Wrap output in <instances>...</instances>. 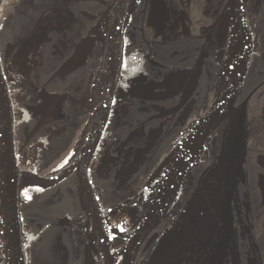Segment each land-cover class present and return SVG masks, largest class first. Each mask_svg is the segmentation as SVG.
<instances>
[{
	"label": "flooded vegetation",
	"instance_id": "obj_1",
	"mask_svg": "<svg viewBox=\"0 0 264 264\" xmlns=\"http://www.w3.org/2000/svg\"><path fill=\"white\" fill-rule=\"evenodd\" d=\"M110 2L111 0H22L20 5L7 10L9 16L0 31V54L7 75L20 71V76L15 80L13 77L7 78L10 94L14 90L19 91L15 103L12 100L14 117L15 107L22 110L20 122H15L17 146H23L27 142L24 147L26 149L44 133L55 126L59 128L62 124L61 133L50 138L57 146L54 153L59 154L67 142H71L72 146L64 159L74 149L90 118L89 105L85 103L91 94L93 80L100 70L101 66H98L103 61L104 44L101 38L107 26ZM226 2L227 0L221 6L219 0H140L137 4L125 31L123 67L110 117L86 171L96 199L99 200L96 190L98 180L118 173L123 148H129L126 143L139 129L143 130L146 139H152L160 133L157 140L152 141L147 159L157 148L163 145L168 148L173 143L176 137L171 138V132L174 127H184L179 118L186 106L171 116H158L178 105L185 83L202 53L206 58L197 91L187 105L194 104L195 94L201 89L212 65L218 67L217 77L220 43L215 32L225 15H228L230 7L224 9ZM194 7L198 9L200 16L198 27L194 25L187 9ZM50 12H56L57 15L48 24L49 29L42 42L37 41L35 44L33 40L24 46L34 34V28L41 18ZM211 14L217 15L211 24L202 28L204 19ZM182 20L197 31L203 30L197 35L185 33L173 38L167 31L173 24L181 25ZM246 22L252 44L251 56L243 82L236 90L233 110L229 117L221 119L211 133L202 158L185 178L176 202L143 240L136 254L135 264L261 263L253 258L260 254L262 249L258 247L261 245L260 238L264 236L257 234L264 223V0L246 1ZM187 23L183 26L189 30ZM21 49L25 53L22 56V70L17 69L14 64V56ZM130 55H133L138 67V77L142 79L124 83L130 96L126 101L123 98V103H116L119 107L114 108L115 112L119 110L117 123V119L114 121V114L112 117L113 106L124 85L125 59ZM173 72L177 75L184 72L187 75L176 92L166 94L164 90L167 86L163 85ZM134 87L145 88L150 94L140 96L130 93V88ZM208 90L207 88V94ZM83 121L84 127L74 144ZM166 121L169 124L166 125ZM129 127L132 129L123 134V128ZM116 133L118 134L115 135ZM135 145L133 143L132 146ZM169 154L166 153L157 166L151 155L148 166H144L143 161L129 175L132 174L133 178L137 175L135 173L143 170L150 181ZM101 168L109 171L106 174H96ZM129 168L127 165L126 174ZM48 172L50 171L37 173L45 175ZM190 175L193 182L188 187L186 183ZM114 177L115 175L113 181ZM78 182V169H75L59 184L38 191L33 204L23 209L24 220H30L28 225H33L34 246L38 249L36 251H44L45 248V253L50 251L56 233L61 229L64 233L68 231L70 241L75 239V218L84 215L87 219ZM116 187V190L128 188ZM180 195L184 196L182 207L177 214H172ZM141 201L144 202V196ZM58 209L61 210L59 214ZM51 211L56 216L47 219L51 216ZM207 211L212 218L211 225L207 221ZM180 213H184L188 221L177 220ZM139 220L140 217L130 233L137 227ZM199 222L202 226H199ZM40 223L44 228L36 230ZM212 224L214 229L211 228ZM28 225L26 226L29 227ZM168 234L178 236L179 249L175 258H171L166 250L170 245H175L172 239L164 241ZM81 244L78 242L75 245Z\"/></svg>",
	"mask_w": 264,
	"mask_h": 264
},
{
	"label": "water",
	"instance_id": "obj_2",
	"mask_svg": "<svg viewBox=\"0 0 264 264\" xmlns=\"http://www.w3.org/2000/svg\"><path fill=\"white\" fill-rule=\"evenodd\" d=\"M246 1L247 0H227L224 7V9H227L228 7L231 8L232 6H235L237 22L243 35V49L238 69L230 75L222 78L221 88L217 99L210 105L209 110L195 122L192 128L175 145L173 150L168 155V157L171 156L180 143L190 139L191 136L194 137L188 156L180 171L173 177L174 181H170L171 185H169L170 183L166 184L155 200L148 206H144L143 202L139 223L121 247L112 251L108 241L107 243H103L106 264H119V262H121V264H135L136 254L143 240L176 202L185 178L202 158L211 133L221 121V119H218V112L220 108L229 94L236 91L243 82L250 62L252 49L249 28L246 22ZM1 3L2 0H0V8ZM113 4L118 6V12L108 34L109 43L106 48L105 46L103 48V61L101 68L108 64V70L106 75V92L101 114L94 128L83 131L82 134L84 136L73 164L58 176L53 175V172L42 175L30 170L24 171L19 164L18 155L27 145V142L22 146V148L19 150L17 149L13 104L0 54V264H29L26 241L27 234L25 232V222L23 217V174L26 173L28 176L42 181V185L34 188L35 190L37 189L40 191L59 184L75 169H78L90 154L93 155L105 130L122 72L125 31L129 25L131 15L137 6L136 5L135 8L131 10L129 0H111L108 10V18ZM113 40H115L116 48L114 57L110 58L109 56ZM205 56L206 55L202 53V55L197 59L196 65L189 75L181 92L178 105L170 110H167L158 117H166L178 113L188 104L198 86V81L206 58ZM94 117L95 116L90 113L88 123L94 121ZM38 128H40V126ZM38 128H36V130H38ZM86 171L87 168L83 170V176L89 185L91 192L88 193L81 186L80 176L78 174L79 192L81 195L82 205L87 214L86 225L88 222H91L93 226L96 221V215L93 209L92 199H94L97 206H99V203L87 177ZM99 228L101 231L103 230L101 226ZM87 237L90 240V243L93 244H91V246L94 247L93 249L98 257L96 245L89 238L88 234ZM171 239L175 241V245H170V247H167L166 250L171 258H175L179 249L177 234L166 235L164 241L169 242Z\"/></svg>",
	"mask_w": 264,
	"mask_h": 264
},
{
	"label": "rangeland",
	"instance_id": "obj_3",
	"mask_svg": "<svg viewBox=\"0 0 264 264\" xmlns=\"http://www.w3.org/2000/svg\"><path fill=\"white\" fill-rule=\"evenodd\" d=\"M224 1L225 0H219V5L222 6ZM21 3H22V0H4V4H3L4 9L2 10L3 12L1 13V17H0V31L2 27L5 25L6 19L9 16V14L6 13L7 10L16 5H20ZM187 9H188V12L192 15V18L194 20V25L198 27L200 24V20H199L200 16L198 13V9H195V7L187 8ZM219 10H220V6H219ZM175 11L178 13V10H175ZM58 14L61 15L63 13H58ZM64 14L67 15L68 13H64ZM55 15H57L56 12H50L48 14H45L41 18V20L38 22L39 24L34 28V34L26 43H24V46L29 45V43L33 40H35V44L37 41L38 43L42 42L45 32L48 31L49 29L47 26L48 24L53 22L52 19L54 18ZM216 15L217 14H211L209 18L204 19L203 21L204 24H202V28L204 27V25L208 26V24H211V21L215 18ZM203 16L206 17V14L203 13ZM227 16L228 15L226 14L225 17L222 19V21L219 23L216 29V32H215V36L217 37L218 42L220 43V49L218 51V59H219L218 75L215 78L213 84L210 86L208 90V94H206L204 98L205 100L202 106L200 107L199 112L197 111V114L195 117L190 118L191 104L186 105L185 110L183 111V113L180 115V118H179V122H181L184 125V128L181 129V133L173 140V143L169 146L167 154H169L173 150V148L176 145V142H178L182 137H184V135L192 128L195 122L203 114L206 113V111L209 109L210 105L214 102L217 96V93L222 83V75H221L222 55L225 50V47H226V44L229 38V31H230ZM180 23L181 25H175V26L173 24L170 30L167 31V33H170V35H173L172 36L173 38L178 37L185 33H189V34L193 33L194 35H197L199 34V32L203 30V29H198L199 31H197V29H195L194 27L192 28L187 23V21L182 20ZM186 23H187L189 30L183 26V25H186ZM130 42L132 43L131 39H130ZM23 53H24V50L22 51L21 49L14 56V61H15L14 64L17 66V69H20V70H22L21 68L23 65L22 63ZM100 66L101 65L99 64L98 67ZM137 71H138V67L135 64V59L133 58V55H130L129 57H127V59H125V67H124V73H123L124 75H123L122 83L124 84L128 80H134V79L140 80V78L142 79V77H138ZM171 74L172 76H170V79L166 81L165 85H163V86H167V88L164 90L166 94H169L170 92L171 93L176 92L177 87L179 86L181 87V85L183 84L185 80V77H186L185 75L189 74V70L187 74H185L184 72H180L178 75L175 72ZM5 76H6V79L13 77V80H15L16 78L20 76V71L14 72L10 75H7V73H5ZM134 88H130L131 89L130 93H136L140 96H147V94L150 92V91H147V89L145 88H141V87H137V88L134 87ZM128 92L129 90L126 88L124 84L122 88L120 89L119 96H116V99L117 97L118 99L117 101L115 99L112 117L114 114V117H115L114 121L115 119H117L116 120L117 123L119 122L118 120L119 110L117 109V111L115 112L114 108L116 106V103L118 104H120L121 102L123 103L122 101L123 98H124L123 100L126 101V98L130 96ZM17 95H19V91L14 90L11 95L14 103H15V98ZM84 108L86 109V107ZM116 108H119V107L116 106ZM15 110H16L15 115L17 111L22 113V110L19 107H15ZM121 112L122 113L124 112V108L122 109ZM14 120H15V117H14ZM20 120L17 122H20ZM84 123L85 122L83 121V123L81 124V127L78 129L76 133L74 144L76 143L78 137L80 136L82 132ZM165 123L166 125L169 124V122L167 123V121ZM59 126L61 127L59 128H57L58 126L53 127L51 131L44 133V135L41 136L38 140L34 141L33 143H30L26 149H22V151L18 155L19 163L25 164L26 167L30 171H33L36 173L42 172V171H50L48 173L53 172L54 169H56L54 167L64 159L65 155L68 153L70 147L72 146L71 142H67L64 149L61 150L59 154L57 152L54 153L55 150L57 149V146L55 145V141H52L50 138L56 134L58 135L59 133H61V129L63 125L60 124ZM133 136L134 137H131L129 139V142L126 143V145H128L129 148L127 147L123 148L122 157L120 158V160L122 161L121 168L119 169L118 173L116 172L117 174H114L115 175L114 181L116 182L118 188L128 187L127 189L124 190L126 192V194H123L124 199L117 206H114L113 208L106 209V210L101 209L103 211V214H105V216H110L111 218L115 220V224L124 234L125 240L127 239L128 234L130 233L131 229L136 225V222L138 221V218L140 217V214L142 212V207H143V202L141 201V197L144 196V189L146 185L149 183V179L147 177L148 174L145 173L146 171L140 170L138 173H135L137 175L133 177L134 179L132 178V174L129 175V172L136 169L137 165L139 164L141 165L143 161H145L144 166L149 165V159L151 158L152 154H150V158L147 159L149 156V154H147L148 149L152 141L157 140V137L160 136V133H157L152 139H146V135L143 132V130L139 129ZM133 143H136V145L132 146ZM103 147H105V143H103ZM20 148H22V146L19 147L18 145L17 149L19 150ZM127 165L130 166V168L128 169V174L125 173L127 171L126 169ZM108 171L109 169L107 168H101L100 170L98 169V171H96V174H99V173L106 174ZM135 174H133V176ZM130 179H133L132 183H129ZM192 182H193V179L190 175L187 178L186 186L191 187ZM119 184H122V185H119ZM38 191L39 190L37 189L23 191L22 201H23L24 210L33 204L34 199L37 197ZM138 195L141 197H139ZM183 197L184 196L182 195L179 196L177 205L171 211L172 214L174 213L177 214L178 210L182 207ZM213 207L215 208L214 203H213ZM57 211H58V214L61 212L60 209H58ZM50 213H51V216H49L47 219H51L52 217L56 216V214L53 211H51ZM207 214H208L207 221L211 225L210 223L212 222L211 215L208 211H207ZM75 219L76 220L73 222L75 223L73 225V231L75 232L74 238L77 243L78 242L82 243L81 245H78L79 248L75 244L73 245V247H71V245L73 244V241H70L69 237L67 236V234H69L67 233L68 231L64 233L62 232L63 230L61 229L60 232L56 233L57 235L54 238L52 246H50V251L47 250L46 253H45L46 248L44 251H41V250H39L40 252L36 251L38 249L35 248L34 246V242H35L33 240L34 234L32 233L33 225H28L29 222H31L30 220L28 221L24 220L25 221V232L27 235H30V239L27 242V252H28V258H29V264H69L70 260L72 262L76 258H78V264H98L99 261H98L97 254L95 250L93 249L94 247L91 246L92 243H90V240L87 237V234L91 232L93 229L92 223L88 222L86 225V219L84 215L82 216L79 215ZM177 220L179 221L187 220L188 221L184 213H180L177 217ZM189 220H191V218ZM199 223H200L199 226H202V223L201 222ZM257 224L260 225V223H257ZM26 225H28L29 227H27ZM40 227L44 228V226L40 223L39 228L37 227L36 230L37 229L39 230ZM211 228L214 229L213 224ZM257 234H264V223L261 224L260 232L259 233L257 232ZM260 239H261V245H259L258 249H262V250L259 252L260 254H257L256 256H254L253 259L261 261V263L259 264H264V236H262ZM121 246H122V243L117 245L112 251H115ZM45 254L47 255L51 254V257L44 258Z\"/></svg>",
	"mask_w": 264,
	"mask_h": 264
},
{
	"label": "bare ground",
	"instance_id": "obj_4",
	"mask_svg": "<svg viewBox=\"0 0 264 264\" xmlns=\"http://www.w3.org/2000/svg\"><path fill=\"white\" fill-rule=\"evenodd\" d=\"M140 0H129L130 9L133 10L135 6L139 3ZM4 0H2L1 8H0V17L2 10L4 9ZM118 12V6L113 4L110 9L109 18L107 21V26L105 31L102 33V40L103 44L106 48L108 45V34L109 31L114 23V19ZM228 25H229V38L225 47V50L222 55V66H221V75L222 78L225 76L230 75L231 73L235 72L240 64V58L243 49V35L239 29V25L237 22L236 16V9L235 6H232L228 11ZM115 40L112 43V49L110 52V58L114 57L115 52ZM108 64L104 65L96 74L93 84L91 87V94L87 99L86 105H89L90 113L93 114L94 121H91L87 124L84 128L86 131L87 129H92L95 127L98 118L100 117L102 106L104 103L105 92H106V75L108 70ZM236 91L229 94L225 102L223 103L222 107L218 112V119H223L224 117H229L231 111L233 110V100L235 98ZM21 112L17 111L15 115V122L21 119ZM83 134L79 138L77 144L75 145L74 149L71 153L57 166V168L53 171V175L58 176L66 171L76 159L80 143L83 139ZM193 136L190 139L185 140L184 142L180 143L173 154L169 156L163 164L157 169L155 174L150 179L149 183L146 185L144 189V206H148L152 203L158 194L161 192L162 188L165 187L166 184H169L170 181H174V176L180 171L181 167L183 166L189 150L192 146ZM92 158V154H90L84 161L81 166L78 168V174L80 176V184L81 186L90 193L91 190L89 185L84 179L83 170H85ZM21 168L24 171L29 170L25 164L19 163ZM174 173V174H173ZM173 178V179H172ZM172 181V182H173ZM42 181L40 179L32 178L28 176L26 173L23 174V191L31 190L37 188L42 185ZM171 185V183L169 184ZM24 200V199H23ZM93 209L96 215L95 224L92 226L93 229L91 232L88 233L89 238L94 242L98 252V264H106V256L104 253L103 243L109 242V246L111 250L119 244H124L125 237L122 231L116 226L115 220L110 216H105L103 211L97 206L94 199H92ZM102 227V231L99 227ZM106 235V236H105ZM30 239V235L26 236V241L28 242Z\"/></svg>",
	"mask_w": 264,
	"mask_h": 264
},
{
	"label": "trees",
	"instance_id": "obj_5",
	"mask_svg": "<svg viewBox=\"0 0 264 264\" xmlns=\"http://www.w3.org/2000/svg\"><path fill=\"white\" fill-rule=\"evenodd\" d=\"M217 71H218V67H216L215 65L214 66L212 65L209 72L206 73V76H208V77L203 80L201 89L199 90L198 93L195 94L194 104L191 105L190 118L195 117L197 114V111L199 112V109L202 106V104L204 102V98L207 94L206 89L207 88L209 89L210 86L213 84ZM198 84H199V81H198ZM195 91H197V90L195 89ZM182 128H184V127H179V126L174 127L172 132H171V138L177 137L181 133ZM131 129H132V127L131 128L129 127L128 129L123 128L122 133L126 134ZM117 134L118 133H116L115 135H117ZM168 149H169V147L167 148L164 145L161 148L156 149V151L152 155V158H154L153 161H154L155 166H157L160 163V161L163 159L164 155L168 152ZM113 176L114 175L112 174L111 177H108L107 179H105V178L99 179L97 184H96L97 185L96 190L98 191L97 193L99 195L98 196L99 200L97 198V201L100 203L99 205L101 206V208L103 210L110 209V208H113L114 206H117L124 199L123 194H126V192L124 190H116L115 189L117 184H116V186H114L115 184L113 183V179H112ZM72 241H73V244L71 245V247H73L74 244H77L75 239H73ZM49 257H51V254H49V255L45 254L44 255V258H49ZM69 264H78V258L74 259L72 262L70 260Z\"/></svg>",
	"mask_w": 264,
	"mask_h": 264
}]
</instances>
